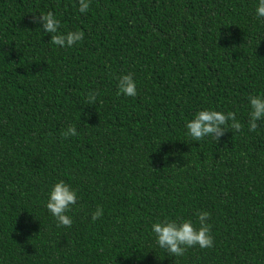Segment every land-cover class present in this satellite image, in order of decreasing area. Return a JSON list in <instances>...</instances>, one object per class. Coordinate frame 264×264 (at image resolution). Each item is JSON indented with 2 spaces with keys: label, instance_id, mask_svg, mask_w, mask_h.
<instances>
[{
  "label": "trees",
  "instance_id": "1",
  "mask_svg": "<svg viewBox=\"0 0 264 264\" xmlns=\"http://www.w3.org/2000/svg\"><path fill=\"white\" fill-rule=\"evenodd\" d=\"M258 0H0V264H264V96ZM53 12L71 47L33 17ZM131 73L137 95H117ZM90 92L96 104L88 105ZM240 131L194 141L200 110ZM78 135L62 138L68 126ZM77 194L57 226L49 193ZM100 206L103 215L93 221ZM207 211L214 246L170 256L152 224Z\"/></svg>",
  "mask_w": 264,
  "mask_h": 264
},
{
  "label": "clouds",
  "instance_id": "2",
  "mask_svg": "<svg viewBox=\"0 0 264 264\" xmlns=\"http://www.w3.org/2000/svg\"><path fill=\"white\" fill-rule=\"evenodd\" d=\"M90 7V0H79V12L86 13ZM257 17L264 18V0H258L256 8ZM34 23H41L46 33H51L52 44L71 47L84 39L83 31H69L67 34H60L58 29L60 21L53 12L40 14L33 17ZM117 95L134 97L137 95L136 83L131 73L118 77ZM97 93L90 92L87 97L88 105L96 104ZM249 131H256L257 121L264 119V96L252 95L249 97ZM187 134L194 141H200L206 136L213 137L216 141L226 132L242 129L241 123L237 120L236 113H223L217 110L205 109L198 111L194 119L186 124ZM78 135L74 125L68 126L62 133V138ZM77 203L76 192L63 180L57 182L49 193L46 204L47 210L56 219L57 226L71 227L72 218L67 215L73 205ZM103 215V208L98 206L91 214L93 221ZM199 228L195 227L191 220H183L177 223L174 220H164L152 224V231L156 235V242L159 247L165 249L170 256H183L188 248L199 246L200 248H211L214 246V238L210 234V226L206 223L210 219V213L201 211L197 213Z\"/></svg>",
  "mask_w": 264,
  "mask_h": 264
}]
</instances>
